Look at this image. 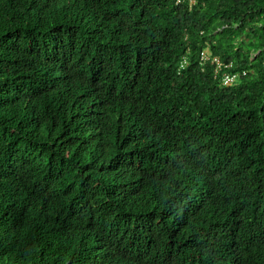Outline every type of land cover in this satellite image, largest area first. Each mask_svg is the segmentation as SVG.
<instances>
[{"label": "trees", "instance_id": "1", "mask_svg": "<svg viewBox=\"0 0 264 264\" xmlns=\"http://www.w3.org/2000/svg\"><path fill=\"white\" fill-rule=\"evenodd\" d=\"M177 1L0 0V264H264V0Z\"/></svg>", "mask_w": 264, "mask_h": 264}, {"label": "clouds", "instance_id": "2", "mask_svg": "<svg viewBox=\"0 0 264 264\" xmlns=\"http://www.w3.org/2000/svg\"><path fill=\"white\" fill-rule=\"evenodd\" d=\"M185 1V0H184ZM180 2V0L177 1V5ZM190 6H193L195 4V0H189ZM201 60H202V66H206L207 64H211L213 66H216L215 70L218 72L222 69V61L218 57L212 56L210 49L205 48L201 51ZM189 64V56L185 55L182 57L180 64H179V72H182L183 69H185ZM239 77L238 75H231L225 73L222 77V83L224 86H234Z\"/></svg>", "mask_w": 264, "mask_h": 264}]
</instances>
